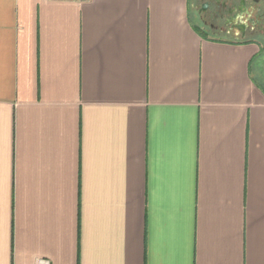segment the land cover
<instances>
[{
    "label": "crops",
    "instance_id": "obj_1",
    "mask_svg": "<svg viewBox=\"0 0 264 264\" xmlns=\"http://www.w3.org/2000/svg\"><path fill=\"white\" fill-rule=\"evenodd\" d=\"M261 58L189 0H0V264H264Z\"/></svg>",
    "mask_w": 264,
    "mask_h": 264
},
{
    "label": "flooded vegetation",
    "instance_id": "obj_2",
    "mask_svg": "<svg viewBox=\"0 0 264 264\" xmlns=\"http://www.w3.org/2000/svg\"><path fill=\"white\" fill-rule=\"evenodd\" d=\"M203 36L254 42L264 69V0H189Z\"/></svg>",
    "mask_w": 264,
    "mask_h": 264
},
{
    "label": "rangeland",
    "instance_id": "obj_3",
    "mask_svg": "<svg viewBox=\"0 0 264 264\" xmlns=\"http://www.w3.org/2000/svg\"><path fill=\"white\" fill-rule=\"evenodd\" d=\"M190 16H191V14H190ZM191 20H192V22L194 23V24H196L195 23V20L193 19V17L191 16ZM263 63V60H262V58H261V64ZM254 67V66H253ZM261 72H260V74L262 75V77L264 78V69H263V65H262V67H261ZM255 82L257 83V84H259L261 87H264V81L261 79V77L259 76V71H258V65H257V63L255 62Z\"/></svg>",
    "mask_w": 264,
    "mask_h": 264
},
{
    "label": "built area",
    "instance_id": "obj_4",
    "mask_svg": "<svg viewBox=\"0 0 264 264\" xmlns=\"http://www.w3.org/2000/svg\"><path fill=\"white\" fill-rule=\"evenodd\" d=\"M35 264H49V262L46 260H38Z\"/></svg>",
    "mask_w": 264,
    "mask_h": 264
}]
</instances>
